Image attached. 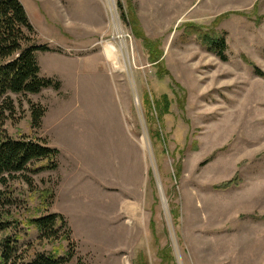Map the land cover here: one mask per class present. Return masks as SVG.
Here are the masks:
<instances>
[{"label":"rangeland","instance_id":"obj_1","mask_svg":"<svg viewBox=\"0 0 264 264\" xmlns=\"http://www.w3.org/2000/svg\"><path fill=\"white\" fill-rule=\"evenodd\" d=\"M18 1L59 89L11 95L0 133L58 156L0 185V238L70 250L68 264H264V0ZM201 33L224 39V60ZM49 215L71 249L62 233L38 241L29 222Z\"/></svg>","mask_w":264,"mask_h":264},{"label":"trees","instance_id":"obj_2","mask_svg":"<svg viewBox=\"0 0 264 264\" xmlns=\"http://www.w3.org/2000/svg\"><path fill=\"white\" fill-rule=\"evenodd\" d=\"M121 9V4L118 3ZM34 28L29 22L24 7L18 0H0V131L7 121V113H12L13 105L11 95H38L43 90L59 89V84L40 76V68L36 59L38 51H47L43 47L33 45ZM199 41L207 51L224 60L225 41L222 37L211 36L208 33L199 34ZM149 55L156 61L160 55L154 52L148 43ZM160 71L157 68V72ZM259 76L264 78L263 73ZM160 117L168 113L170 102L166 96L158 101ZM45 115L41 107L31 109V127L38 129ZM156 138L158 135L155 134ZM58 151L22 138L13 140L4 133H0V185H6L9 180L17 176L45 169H56ZM34 163H45L40 170H32ZM178 171V170H177ZM3 198L0 193V204ZM0 209V237L8 229ZM38 232V241H55L58 234L62 233L69 249L72 247L71 231L63 217L49 215L29 222ZM21 248L8 237L0 238V264H68L74 258L69 250L64 256L53 254H28V250Z\"/></svg>","mask_w":264,"mask_h":264},{"label":"bare ground","instance_id":"obj_3","mask_svg":"<svg viewBox=\"0 0 264 264\" xmlns=\"http://www.w3.org/2000/svg\"><path fill=\"white\" fill-rule=\"evenodd\" d=\"M104 55H105V58L109 61V62H112L113 65H114V68L117 69L118 67V63H117V56H116V52L115 50L112 48V47H105L104 48ZM97 86V84H96ZM101 94V93H100ZM98 95V94H96ZM97 99V98H96ZM91 106V105H90ZM92 107V106H91ZM93 109V108H92ZM95 110V109H94ZM133 212H135V210H133ZM136 213V212H135ZM130 219H132L133 217V214H130L128 215ZM134 218H136V215H134Z\"/></svg>","mask_w":264,"mask_h":264}]
</instances>
